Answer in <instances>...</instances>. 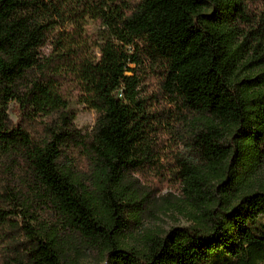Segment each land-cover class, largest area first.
<instances>
[{"label": "trees", "instance_id": "obj_1", "mask_svg": "<svg viewBox=\"0 0 264 264\" xmlns=\"http://www.w3.org/2000/svg\"><path fill=\"white\" fill-rule=\"evenodd\" d=\"M165 139L192 224L131 246ZM263 161L264 0H0L1 264H262Z\"/></svg>", "mask_w": 264, "mask_h": 264}, {"label": "rangeland", "instance_id": "obj_2", "mask_svg": "<svg viewBox=\"0 0 264 264\" xmlns=\"http://www.w3.org/2000/svg\"><path fill=\"white\" fill-rule=\"evenodd\" d=\"M146 85L149 92L154 91V89H149L148 82H146ZM70 109H72L75 114L74 123L77 128L82 133L91 131L96 122L95 111L79 104L74 98L70 101ZM6 111L11 120H17L19 116V106L17 103L11 101L8 104ZM172 148H174L173 142L169 139H165L160 145V155L154 156L153 163L155 165H153L150 174L144 173L141 176L136 174L131 180L135 189L140 193V203L144 208L138 229H136L127 239V243L131 246H142L144 236L148 233H159L164 235L167 231L173 228L188 227L192 224L190 216L195 212L188 201L184 198V192L182 191V188L177 185L178 182L172 178L170 179V175L168 174L170 170H168L167 173V177H169V186L164 184V188L158 196L155 198L150 196L151 189L149 185L152 178H154L152 176H156V168L164 165L167 161L168 153ZM181 150L185 155L188 154L189 150L187 148L182 146ZM158 163L159 165H156ZM154 180H156V178ZM251 184L254 189H258L260 185H264V161L261 164L260 176ZM78 264H105V262L104 258L98 253L94 251H86L78 261Z\"/></svg>", "mask_w": 264, "mask_h": 264}]
</instances>
